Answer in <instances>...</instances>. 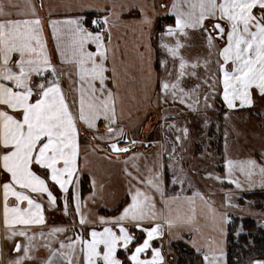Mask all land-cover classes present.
I'll use <instances>...</instances> for the list:
<instances>
[{
    "label": "crops",
    "instance_id": "crops-1",
    "mask_svg": "<svg viewBox=\"0 0 264 264\" xmlns=\"http://www.w3.org/2000/svg\"><path fill=\"white\" fill-rule=\"evenodd\" d=\"M192 2L195 3L197 0ZM0 4H3L5 10L11 13L10 16H0V21L5 19H39L41 21L45 50L51 59L52 66L56 69L54 74L49 70L45 79L47 81L58 79L74 115L78 114L81 81L78 65L71 55L72 37L68 26L63 22L81 20L83 27L88 31L102 33L108 50L105 65L109 69L106 73L109 79L106 84L107 88L115 94L117 120L116 124H111L109 120L100 119L92 128L83 121L77 120L78 171L67 193L51 181L50 173L38 166H33V170L47 181L49 189L56 197L53 204L46 194L26 191V194L42 205L45 220L43 224H16L11 227L6 225L2 185L7 182L8 174L0 172V260L3 254L8 255L10 260L22 256L23 249L29 247L28 237H34L29 247L34 259L25 260L23 264H45L52 251L60 250L61 242L69 244L80 238L82 228L86 230L84 237L82 235L83 239H90L92 230L102 232L104 227L113 228V231L119 235L118 225L102 224L99 218L115 220L131 203V196L135 190L139 189L146 195L154 197V201L161 206L157 212L159 218L155 221L146 220L142 226L151 228L156 223L162 226L161 234L151 241V245L153 249L161 251L163 264H177L179 257H182L181 251L173 249L177 242H183L185 248L192 249L198 255L199 264H207L205 255L209 256V259L213 256L217 257V264H228L226 252L227 227L231 223L230 213L212 203L211 197L206 193L192 189H187L186 192L180 191L178 185L173 182V175L167 172V160H171L169 164L184 169L185 165L178 146L188 141L192 133L187 132L188 138L173 137L169 134L161 136L160 126L157 125L158 115H154L162 109L169 111L184 109V103L180 102L181 98L178 95L175 98L179 101H176L175 95H169V90L165 94L163 89V84H170L169 82L173 80L172 75L176 74H173V70L171 74L170 66L173 64L179 67L181 63L180 54L173 57L163 45L174 47L177 40L182 45L188 44L190 34L203 32L204 29L201 28H190L186 30L187 36L177 37L167 34L169 27L175 28L177 9L173 8V5H179L180 11L188 12L191 10L188 7V0H0ZM145 15L151 19L150 25L141 23ZM94 16L100 17L102 21L107 17L110 23L102 24L101 28L94 29L91 27V19ZM160 18L163 25H159ZM171 18L174 24L169 23ZM53 21L59 22L55 32ZM209 22L213 23L209 24ZM216 22L207 20L205 27L211 31L212 25ZM220 23L224 22L220 21ZM214 41H217L216 44H222L223 47L226 44V38ZM87 48L89 51H96L95 44H88ZM62 49L65 52L64 57L60 54ZM228 67L231 70L232 66ZM112 69H115V72ZM219 78L221 81L222 73ZM33 82L44 81L34 76ZM96 87H100L99 82H96ZM255 91L256 89L253 88L251 93L255 94ZM178 94L184 98L188 95L185 89ZM151 115L155 120L151 121ZM109 126L115 128L117 132L109 134L107 131ZM183 126L180 125L178 129L181 130ZM121 129L123 134H119ZM175 130L177 128L171 131L174 133ZM125 133L129 143L128 145L120 144V148L129 146L132 149L127 153L113 154L109 145L121 143ZM149 136L152 139H148ZM132 141L152 142V147L150 150H143L134 146L135 143ZM146 149L149 148L146 147ZM181 151L184 150L181 149ZM196 173L197 171H194V174ZM153 176L160 177V185L165 192L161 199L160 195L158 197L154 194L152 187L147 184V180ZM87 181H90V184ZM167 185L172 187L169 193L166 190ZM83 187L89 189L84 190ZM77 195L81 202L80 213L85 214L87 220L91 218L88 220L89 223L83 226L78 221L76 211ZM174 197L177 199L173 200ZM14 202L15 198L10 196L9 206H13ZM122 203L123 206L120 207ZM21 207L26 208L27 202L25 201ZM117 208L119 209L115 211ZM70 214L77 217L76 223L66 222ZM58 215L61 216L60 222H57ZM187 218H191L192 222L186 223ZM169 219L174 221L172 227H168ZM124 226L128 228L135 240L129 245V251L119 248L117 256L124 264H131L129 257L132 251L143 243L147 233L134 228L131 224L125 223ZM54 228H64L67 231L52 233ZM13 231H25L27 236L17 235L9 239ZM16 244L22 246L20 253L14 250ZM60 251H67V249ZM120 251L125 252L124 257H121ZM152 255L153 252L149 249L147 253L142 254L141 258L151 259ZM56 264H65V262L58 257ZM76 264H85L84 256L79 252L76 256Z\"/></svg>",
    "mask_w": 264,
    "mask_h": 264
},
{
    "label": "snow or ice",
    "instance_id": "snow-or-ice-1",
    "mask_svg": "<svg viewBox=\"0 0 264 264\" xmlns=\"http://www.w3.org/2000/svg\"><path fill=\"white\" fill-rule=\"evenodd\" d=\"M179 5H173L176 11L175 28L169 27V36H187V29L201 28L206 32L209 47L216 39H225L226 44L220 51L222 63L223 99L228 108L236 107L239 100L241 106H251L253 88L264 96V0H197L193 3L188 0V12L180 11ZM0 4V16H10ZM217 21L212 30L205 28V21ZM223 21L224 23H220ZM59 22L53 21V29ZM68 26L72 37L71 55L78 65L79 80V108L78 114L71 111L58 79L47 81L46 74L56 69L51 64L42 37L41 21L13 20L0 21V172L8 174V180L3 188V211L5 223L8 226L16 224L31 225L45 222L42 214V205L37 203L26 191L37 194H46L54 204L56 197L48 187L47 181L38 175L33 166H38L50 173V179L59 188L67 193L73 185V177L77 174V157L79 154V131L77 120L83 121L89 128L95 127L100 119H106L116 124L115 94L107 88L109 69L105 62L108 59V50L100 32H90L83 27L81 20L63 22ZM107 17L103 24H109ZM151 24V19L145 15L141 21ZM100 24L97 23V27ZM215 33V35H214ZM88 44H95L96 51H89ZM173 57L183 45L177 40L171 47L164 44ZM61 57L65 52L61 50ZM231 65V70H229ZM185 62L181 57L180 70L183 75ZM194 68L197 65H192ZM115 72V69H112ZM194 74V73H193ZM44 81L33 82V77ZM99 82L100 87H96ZM173 88L176 85H172ZM168 83L163 84L165 94ZM207 99V98H206ZM183 102V101H181ZM109 134L117 130L111 126ZM187 129H185V132ZM123 134V130L119 131ZM135 143V141H132ZM115 153L127 152L128 148H120L116 143L111 144ZM229 174L237 165L229 161ZM246 177L251 178L258 169L264 176V166L257 165L256 161L248 160L238 165ZM236 188L242 185L238 180H231ZM143 183V181H140ZM147 184L154 188L161 197L165 195L160 185V177L153 176ZM15 198L13 206L8 200ZM177 198H173L175 200ZM27 207H21L24 202ZM76 211L79 213L81 202L76 197ZM65 207L67 203L65 202ZM159 218L156 211L154 197L146 195L139 189L131 196V203L124 208L123 213L115 220L99 218L102 224L119 226V235L111 227H104L102 232L92 230L90 239L78 238L69 244L60 243V250L51 252L45 264H56L61 258L65 264H76L77 252L83 254L85 264H124L117 256L119 248L129 251V245L135 240L125 225L131 224L134 228L147 233L142 244L135 247L129 260L131 264H163V255L159 249H153L151 241L161 234V225L144 228L146 220L155 221ZM191 223V218L185 220ZM81 226L89 221L81 214ZM174 221H167L168 227ZM64 228H54L52 233L66 232ZM51 234V233H50ZM27 236L25 231H13L8 237ZM43 236V233H41ZM34 237H28L29 247ZM29 247L23 249V255L10 260L8 264H23L25 260L34 259L29 254ZM151 249L152 258H141L142 254ZM14 250L22 251V246L16 244ZM207 264H217V257H204ZM254 264H264V260H256Z\"/></svg>",
    "mask_w": 264,
    "mask_h": 264
},
{
    "label": "rangeland",
    "instance_id": "rangeland-1",
    "mask_svg": "<svg viewBox=\"0 0 264 264\" xmlns=\"http://www.w3.org/2000/svg\"><path fill=\"white\" fill-rule=\"evenodd\" d=\"M212 23L209 22V24ZM213 42V46L209 47L204 30L202 33L190 34L188 44H183L178 51L179 56L186 60L183 75H181V70H178L180 67L173 66V64L170 66L171 74L172 70L173 74H176L172 75L173 80L169 82L168 94L175 95L176 101H179L175 98L178 95L181 98L180 102L184 103V109L171 111L162 109L154 113L158 115L157 125L160 126V135L169 134L173 137L188 138L187 132L190 131L192 134L189 135L188 141L178 146L185 165L184 169L169 164L171 160H167V172L173 175V182L178 185L180 191L186 192L187 189H192L209 195L212 203L223 207L227 213H230L231 223L237 218L250 217L264 227V209H257L253 198L244 197L245 193L264 188V176L257 169L254 175L248 178L238 167L240 163L248 160H254L257 165L264 166V96L256 89L255 94L251 93V106H241L240 101L237 100L236 107H227L223 99L222 79L220 81L219 78L222 73L220 51L223 45L216 44L217 41ZM194 64L197 65L195 68L192 66ZM172 85L176 87L173 88ZM182 88L188 94L186 98L178 94L182 92ZM163 100L167 101L165 98ZM152 115L151 121L155 120ZM180 125H184L181 130L178 129ZM174 128L177 130L173 133L171 130ZM185 129H187L186 132ZM148 139H152L151 136ZM218 141L222 142L223 150H218V144H216ZM147 143H151L150 147H152V142L148 141L136 142L134 146L150 150L151 148L146 149ZM229 161L237 165L233 167L231 175L229 174ZM194 171L197 173L194 174ZM233 179L238 180L242 187L236 188L235 184L230 182ZM87 183L90 184V181ZM171 188L167 185L168 193ZM152 189L153 193L159 197L160 194L154 188ZM260 202L264 204V200ZM155 203L158 212L161 206L158 202ZM68 209L71 211V207ZM80 216L79 212L78 221ZM83 216L87 219L85 214ZM56 217L57 222H60L61 216ZM66 222L76 223L77 217L70 214ZM82 229L80 237L82 235L84 237L86 233V230ZM240 232H243L241 225L237 234L239 235ZM173 247L176 250L185 248L183 242H177ZM183 251L186 253V250ZM29 254L31 255L30 251ZM9 260V256L3 254L0 264L1 262L8 264ZM256 260L260 259L252 258L245 264H254Z\"/></svg>",
    "mask_w": 264,
    "mask_h": 264
},
{
    "label": "trees",
    "instance_id": "trees-1",
    "mask_svg": "<svg viewBox=\"0 0 264 264\" xmlns=\"http://www.w3.org/2000/svg\"><path fill=\"white\" fill-rule=\"evenodd\" d=\"M159 20V25L162 24V18ZM173 24V20L169 21ZM218 144V150H223L221 148L222 142H216ZM220 146V147H219ZM217 151V150H216ZM84 190H88V187H83ZM245 198H253L255 202L254 206L257 209H264V188L257 189L250 193L244 194ZM123 206V203L120 207ZM117 208L115 211H117ZM241 225L243 232L237 234L238 228ZM228 235H227V263L228 264H245L246 261L256 258L264 260V227L258 224L253 218H237L235 221L229 224ZM181 247V246H180ZM186 250L185 251L183 250ZM179 251L182 252V257H179L177 264H197V255L192 249L182 248ZM121 257H124L125 252H119ZM199 264V263H198Z\"/></svg>",
    "mask_w": 264,
    "mask_h": 264
},
{
    "label": "built area",
    "instance_id": "built-area-1",
    "mask_svg": "<svg viewBox=\"0 0 264 264\" xmlns=\"http://www.w3.org/2000/svg\"><path fill=\"white\" fill-rule=\"evenodd\" d=\"M97 23H99L100 24V26L99 27H97ZM102 24H103V21H102V19L100 18V17H98V16H94V17H92V19H91V27L92 28H101V26H102ZM150 146L151 145H149L148 143L146 144V147L147 148H149L150 149Z\"/></svg>",
    "mask_w": 264,
    "mask_h": 264
},
{
    "label": "water",
    "instance_id": "water-1",
    "mask_svg": "<svg viewBox=\"0 0 264 264\" xmlns=\"http://www.w3.org/2000/svg\"><path fill=\"white\" fill-rule=\"evenodd\" d=\"M128 143H129V140H128V137H127V134H126V133L124 134V136H123V140H122L121 143H117V142H116V144H117L119 147H120V144H122V145H128ZM109 148H110V151H111L113 154H123V153H127V152H129V151L132 149L131 147L126 146V147H124V148H128L129 151H127V152H121V153H115V152L112 151L111 144L109 145Z\"/></svg>",
    "mask_w": 264,
    "mask_h": 264
}]
</instances>
